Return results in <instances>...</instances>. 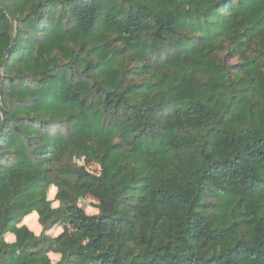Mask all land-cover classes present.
<instances>
[{
    "label": "trees",
    "instance_id": "trees-1",
    "mask_svg": "<svg viewBox=\"0 0 264 264\" xmlns=\"http://www.w3.org/2000/svg\"><path fill=\"white\" fill-rule=\"evenodd\" d=\"M1 87L0 264H264V0H0Z\"/></svg>",
    "mask_w": 264,
    "mask_h": 264
},
{
    "label": "rangeland",
    "instance_id": "rangeland-1",
    "mask_svg": "<svg viewBox=\"0 0 264 264\" xmlns=\"http://www.w3.org/2000/svg\"><path fill=\"white\" fill-rule=\"evenodd\" d=\"M75 165L77 167L84 166L88 171L93 172V173H99L100 169L97 165L91 164L87 165L83 160H75L74 161ZM54 183V182H53ZM60 187L56 185L55 183L52 184L50 188V193L49 195L54 196L56 192L58 191ZM78 203L81 207L85 209V211L89 215H96L98 213V208L97 204L98 202L92 197V196H85L82 193L78 194ZM28 225L29 229L36 233V235H40L42 233V227L40 226L38 222V216L34 214L31 218H29L26 222ZM70 229L69 225L66 224L65 222H61L58 226L53 228L49 234L52 236H59L61 235L65 230ZM51 260L53 263L57 261V257L54 255H50Z\"/></svg>",
    "mask_w": 264,
    "mask_h": 264
},
{
    "label": "water",
    "instance_id": "water-1",
    "mask_svg": "<svg viewBox=\"0 0 264 264\" xmlns=\"http://www.w3.org/2000/svg\"><path fill=\"white\" fill-rule=\"evenodd\" d=\"M10 19L12 20V23L14 24L13 22V18L10 16ZM10 51V50H9ZM9 51L7 52V54L5 55L4 57V60L6 59ZM1 99H2V87L0 88V110H1V126H0V133L2 132V125H3V119H4V111H3V108L1 106Z\"/></svg>",
    "mask_w": 264,
    "mask_h": 264
}]
</instances>
